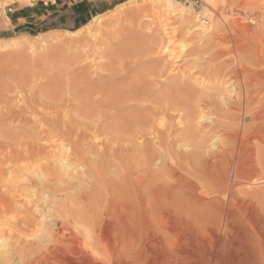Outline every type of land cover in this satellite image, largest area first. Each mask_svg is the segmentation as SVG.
<instances>
[{
	"label": "rangeland",
	"instance_id": "rangeland-1",
	"mask_svg": "<svg viewBox=\"0 0 264 264\" xmlns=\"http://www.w3.org/2000/svg\"><path fill=\"white\" fill-rule=\"evenodd\" d=\"M43 1L48 3L51 0H0V231L5 234V240H0V245L6 244V247L13 245L18 255L22 256L20 264H77L80 258L72 254L57 253L49 257L53 258L52 260L48 258L42 261L25 256V252L39 250L36 240L33 242L31 239L33 236L29 235L40 229L38 222H40L41 214L52 213L54 218H58L60 213L62 215L67 211L63 216H68L73 211L70 210L74 208L76 198L77 206L73 212H76V207L77 210L85 209L77 194H81L82 191L85 193L87 190L88 194H82L89 198L90 193L95 200L96 196H99L97 199L99 205L103 200L102 205L108 204L99 210L100 230L97 229L96 232L90 230L92 235L99 234L102 240L97 248L101 264H244L245 257H247L249 222L250 219L257 220L261 206V202L255 198L256 193L253 187L251 188L247 182L264 180V117L263 120L262 118L251 120L249 117L251 113L259 109V103L258 101L250 102L252 107L249 105L250 109H248H255L253 112L252 110L251 112L242 110L240 112L241 107L236 105L237 112L232 111L234 118L230 115L232 112L229 114L234 121L220 117L219 123L212 126L208 125L211 124L209 121L202 120H199L200 122L195 126V120H191L193 124L189 123L185 114L188 113V107L195 103L199 107L203 106L200 99L201 97L206 99L207 93L222 91V89L210 88L211 84L219 79L234 78L237 72L239 76L244 75L246 82L252 83L253 79L258 78L259 73H264V0H214L215 3L213 0H172L174 5L192 10V17L201 8L202 11L204 10L199 15V21L195 22L191 18L183 27L177 23L172 24L173 19L165 22L164 19L152 18L154 17L152 13L140 18L136 8L149 0H70L77 3L88 2L92 8L88 21L99 14L101 15L99 20L103 22L97 29L89 31L84 28L75 35L67 32L74 28L62 26L60 19L49 20L43 16L30 18L31 6L43 7ZM62 1L57 0L60 9L65 8L69 0L64 3ZM156 19H158V24L155 26L153 21ZM163 25L164 29L160 27ZM202 27L206 30L202 31ZM90 33L97 34L95 43L99 46H92L88 42L95 40L92 39ZM169 36L172 37L170 42L165 40ZM181 40L187 44L182 50L178 46ZM149 41L151 44H146ZM165 41L171 48L164 43ZM152 42L156 44V47H152ZM165 46L172 50L164 51ZM164 52H167L166 57ZM157 56L160 57H158V62L155 59ZM176 56L179 58L177 59ZM174 58L180 63L175 64L176 67ZM170 60L174 62L171 63ZM116 61L120 62V64L117 63L119 66L115 64ZM69 62H72L71 65ZM122 62L126 64L124 63L123 66ZM169 63L173 64V67ZM112 65H115L114 67L119 71L117 72ZM163 66L168 70L163 69ZM156 67L159 69H155ZM169 68L175 69L171 71ZM143 74L150 77H144ZM165 75L168 77H164ZM161 77L164 79H159ZM122 78L127 80L132 90H122V94L119 95L118 92L108 89L110 86H115V83L121 81ZM84 79L89 83H84ZM140 79L144 83V88L149 84L148 88L143 91L137 90V92L142 96L146 95L144 98H150L152 93L156 92L154 97L158 98L160 106H157L156 98H154L155 101L149 99V102L144 101L147 103L140 98H134L136 91L134 88ZM211 80L214 82L212 83ZM157 81L160 82L158 84L161 88L156 86ZM92 85L94 88L91 87ZM151 86H154L155 90ZM88 87L92 89L94 96L91 93L90 99L86 102L85 95L88 94ZM191 88L198 92H194ZM190 89L194 93L190 92ZM160 92L164 99L162 101L159 99ZM185 92H189V96L192 94L197 96L192 95L194 97L190 98L188 96L185 100V95L181 98L183 96L176 94H185ZM109 95L115 97L119 103L118 106L120 105L125 111L124 114H128L126 117L130 118L127 122L123 121V124L119 122L120 116L117 115L122 113L117 110H113L116 112L114 116H111V111L107 114L105 110L104 113V107L100 102ZM165 95L169 96L167 97L169 100L164 98ZM193 98L195 101L192 100ZM174 99L178 105L183 103L182 108H179L180 105L177 108ZM170 100H172L171 104ZM233 100L232 98V106H234ZM151 101L153 103H150ZM33 103L35 109H33ZM38 103L40 107L37 106ZM87 103L92 105L96 103V105L90 106L91 104L87 105ZM185 104L189 105L187 109H185ZM122 105L127 106L128 111ZM26 106L29 107L30 114L26 112ZM145 106L146 109H144ZM150 106L155 107L153 110H163V112L165 108L164 113L168 116L164 114L162 117L161 113L155 116L148 115L150 110L152 112ZM31 107L33 110L38 107L37 110H40L42 115L37 110L32 112ZM142 109L148 110V113ZM57 110L58 112L61 110L59 114L52 112ZM48 112H52V115ZM154 112L152 113L155 114ZM34 113H37V117ZM254 113L257 114V112ZM263 114L264 112L259 115ZM57 115L59 116L56 118ZM144 115H148L145 117L149 119L153 118L150 121L148 119L150 122L148 125L140 126L145 118ZM235 115H238L239 121ZM155 117H159L158 122H155ZM36 119L40 121L37 122ZM153 120L156 125L153 124ZM257 122L260 123V128ZM155 126L157 129H154ZM167 126L170 131L167 129L166 133L165 127ZM55 127L57 132L59 130V137ZM148 128L153 129L154 132ZM92 129L96 132L93 130V133ZM138 129L144 133H139ZM158 129L163 132V136L162 133L160 134L161 139L160 132L155 134ZM227 132L233 135L230 134V137H227ZM165 133L166 136H164ZM95 134L96 136H93ZM224 134H227V138L225 137L227 140L223 138ZM162 138L165 141L168 139L169 142L166 144L164 141L165 144L164 142L162 144ZM228 139L232 140H230L231 143ZM159 141L161 147L155 145V142L160 143ZM148 143H150L149 147L155 149V155H158L157 160L155 155L151 159L145 157L146 159L142 160L144 156H141V152L149 148L146 145ZM48 144H52V147ZM168 145L170 147H167ZM57 146L62 147L64 152L67 151L66 153L74 152L70 156L75 158L78 167L74 164L73 167L80 173V181L71 179L75 182L69 180L68 183V179L65 178V183L66 181L67 183H60L58 175L60 172L58 171L61 167L55 159L59 153ZM79 146H83L86 157L88 156L93 161L91 165L74 155L80 153ZM228 148H230V153ZM160 151L161 154L165 153L160 154L162 158L159 156ZM53 154L56 156L54 157ZM228 157L231 160L227 159ZM153 159L156 160V165ZM144 160L148 161L149 165ZM143 161L148 167H155L153 171L149 168L152 172L146 169L148 167L144 166ZM133 171L136 173L134 174ZM126 175L128 179L124 180L123 176ZM136 175L137 178L134 177ZM83 177L85 180L82 179ZM129 178L135 185L130 184L129 186L131 182ZM78 181L81 185L77 184ZM125 183L126 185L128 183L127 186L130 188H127ZM114 185H116L115 188ZM119 185L123 186L120 188ZM64 186L67 188L65 189ZM117 186L121 190L117 189ZM231 186L233 188H230ZM123 187L126 188L123 189ZM216 188L220 190L217 193ZM226 190L230 194L233 190L234 196H231L234 201L232 197L231 200L224 197ZM113 192L121 194V197L114 196ZM70 194L77 196L73 198L74 196ZM68 195L71 200H68ZM122 195L128 196L127 201L129 198H133V201L126 202ZM120 198L125 200V203L124 201L118 203ZM110 199L112 204L109 203ZM227 199L230 201L227 202ZM60 201L62 205L59 204ZM64 201H68L67 204ZM70 201L73 203L71 204ZM46 204L50 207L49 209ZM223 204L229 205L230 226L228 225L225 235L221 237L223 241L221 244L218 241L220 235L216 229L215 218L219 208L220 210L224 208ZM63 205H67V209ZM59 206L63 207L64 211L61 209L60 212ZM69 226L72 227V225Z\"/></svg>",
	"mask_w": 264,
	"mask_h": 264
},
{
	"label": "bare ground",
	"instance_id": "bare-ground-1",
	"mask_svg": "<svg viewBox=\"0 0 264 264\" xmlns=\"http://www.w3.org/2000/svg\"><path fill=\"white\" fill-rule=\"evenodd\" d=\"M179 2V1H178ZM213 2H214V0H213ZM215 3V2H214ZM137 9V13H138V15L140 16V18L141 17H146L147 16V14H149V13H152L153 15L152 16H154V17H152V18H158V19H164V21L166 22V21H170V20H172V24L174 23V24H179V26L180 27H183V25L186 23V22H188L191 18H193V20L196 22V21H199V15H201V13L204 11H202V8L198 11V12H195V15L192 17V15H193V12H192V10H189V9H184V8H182L180 5L179 6H176V5H174L173 3H172V0H149L148 2H145L144 4H142L141 6H139V7H137L136 8ZM134 12V11H133ZM135 12V13H136ZM101 15H95L94 17H92V19L90 20V21H88L87 23H85L84 25H82L81 27H79V28H77V29H75V30H72V31H67L68 33H70L71 35H75V34H77L78 32H80L81 31V29H84V28H86V29H88L89 31H91L92 29H97L98 27H100V25H102V21L101 20H99V17H100ZM175 16H177L176 18H173V17H175ZM151 17V16H150ZM158 19H156V20H154V21H156V23L153 21V25H157L158 24ZM163 21V20H162ZM151 22V21H150ZM160 23V22H159ZM161 24H163V23H161ZM179 26H178V28H179ZM157 27H159V26H157ZM161 28H163L164 27V25L163 26H160ZM165 27H166V23H165ZM176 27V26H175ZM170 28V27H169ZM172 28V27H171ZM158 29V28H157ZM164 29V28H163ZM173 29V28H172ZM176 29V28H175ZM181 29V28H180ZM165 30H167L166 28H165ZM169 30V29H168ZM179 30V29H178ZM202 31H205L206 29H204L203 27H202V29H201ZM93 32V31H92ZM96 32H98V31H96ZM171 32H173V31H171ZM44 34V33H43ZM91 34V36H92V39H95V40H92V41H88L92 46H99V45H97L96 43H95V41H96V39H97V34H95V33H90ZM90 36V37H91ZM175 37V36H174ZM162 39H164V38H162ZM165 40H168V42H170L171 40H172V37L171 36H169V38L168 39H166L165 38ZM98 41V40H97ZM151 41H149V42H146V44L147 43H149V44H151L150 43ZM160 42H162V40L160 41ZM178 42V41H177ZM157 43V42H156ZM164 43H166V41L164 42ZM163 43V44H164ZM152 44H153V48H154V46L156 45H154V42H152ZM167 44V43H166ZM173 44V43H172ZM179 45V47L181 48V50L182 49H184V47L185 46H187V44L184 42V41H179V43H178ZM157 45H158V43H157ZM168 45V44H167ZM150 46V45H149ZM169 46V45H168ZM156 47V46H155ZM166 48L164 49V51L166 50V49H170V48H168L167 46H165ZM174 47H175V45H174ZM96 48V47H95ZM160 47L158 46V49H159ZM157 49V50H158ZM161 49H163V48H161ZM179 49V48H178ZM98 50V49H97ZM170 50H172V49H170ZM96 51V50H95ZM150 51V50H149ZM94 53V52H93ZM157 53L159 54V51H157ZM161 53V52H160ZM167 53V52H166ZM166 53L164 52L163 54H165V57H166ZM95 54V53H94ZM171 54V53H170ZM169 54V55H170ZM176 54H177V52H176ZM171 55H174V54H171ZM161 56V55H160ZM164 56V55H163ZM178 56L180 57V55H179V52H178ZM158 57L159 56H157L155 59H157V62H158ZM173 57H175V56H173ZM178 57V58H179ZM160 58V57H159ZM176 58H177V56H176ZM176 58H174L173 60L175 61V59ZM177 58V59H178ZM239 58V57H238ZM122 59V58H121ZM152 60H153V58H151ZM170 59H172V58H170ZM119 60V59H118ZM117 60V61H118ZM180 60V59H179ZM116 61V63L115 64H117V63H119L120 64V62H117ZM172 60H170V62H171ZM173 61V62H174ZM185 61V60H184ZM236 61H237V59H236ZM154 62V61H153ZM152 62V63H153ZM156 62V63H157ZM160 62V61H159ZM173 62H171V63H173ZM70 63V62H69ZM69 63H68V65H69ZM72 63V62H71ZM71 63H70V65H71ZM125 63V62H124ZM123 62H122V65L124 64ZM151 63V64H152ZM171 63H169L170 64V66H172L173 67V64H171ZM180 64L179 62H176L175 61V63H174V66H175V64ZM239 63V62H238ZM119 64H117L118 66H119ZM126 64V63H125ZM157 64H159V63H157ZM128 65V64H127ZM164 65V64H163ZM115 66V65H114ZM113 65H112V67H114ZM117 66V67H118ZM124 66V65H123ZM123 66H122V69H124L123 68ZM126 66V65H125ZM130 66H131V64H130ZM165 66H167V65H165ZM169 66V65H168ZM177 66V65H176ZM175 66V67H176ZM116 67V66H115ZM114 67V69H116ZM128 67V66H127ZM127 67H125V68H127ZM162 67V66H161ZM153 68H154V66H153ZM158 67H156L155 69H157ZM167 69V67H164L163 66V69ZM159 69V68H158ZM162 68H160V70H161ZM163 69H162V71H163ZM175 68H173L172 70H174ZM77 70V69H76ZM117 70V69H116ZM152 70V69H151ZM154 70V69H153ZM168 70V69H167ZM169 70H171L170 68H169ZM171 70V71H172ZM72 71V70H71ZM119 71V69L117 70V72ZM122 71V70H121ZM128 71V70H127ZM162 71L160 72V73H162ZM200 71V70H199ZM75 72V71H74ZM164 72V71H163ZM169 72V71H168ZM203 72V71H202ZM116 73V72H115ZM115 73H113V74H115ZM123 73V72H122ZM151 73V72H150ZM154 73H155V70H154ZM156 73H159L158 71H156ZM166 73V72H165ZM164 73V74H165ZM113 74L111 75V76H113ZM118 74V73H117ZM116 74V75H117ZM124 74V73H123ZM127 74H128V72H127ZM153 74V73H152ZM115 75V76H116ZM139 75H141V74H139ZM144 75V74H143ZM149 75V74H148ZM154 75V74H153ZM159 75V74H158ZM157 75V76H158ZM120 76V75H119ZM125 76H126V72H125ZM128 76V75H127ZM167 75H165L164 77H166ZM89 77V76H88ZM140 78L142 77V76H139ZM139 77H138V79H139ZM144 77H150V76H145L144 75ZM153 77V76H152ZM155 77V76H154ZM160 77V76H159ZM168 77V76H167ZM87 78V77H86ZM126 78V77H125ZM127 78H129V76L127 77ZM143 78V77H142ZM155 78H157V77H155ZM155 78H153V79H155ZM249 78V77H248ZM89 79V78H88ZM114 79V78H113ZM112 79V80H113ZM124 78H122V80L121 81H117L118 83H115L116 85L115 86H113V87H111L110 86V88L108 87V89L109 90H112V91H115V92H118L119 93V95H121L122 94V90H132L131 89V86L127 83V80H123ZM137 79V80H138ZM144 79V78H143ZM159 79H164L163 77H161V78H159ZM158 79V80H159ZM166 79V78H165ZM168 79V78H167ZM197 79V78H196ZM199 79V78H198ZM206 79V78H205ZM85 80V82L84 83H86L87 81H86V79H84ZM83 80V81H84ZM90 80V79H89ZM135 80V79H134ZM133 80V81H134ZM147 80V82H148V78L146 79ZM157 80V79H156ZM161 80H160V82H161ZM142 81V79H140L138 82V84L136 85V88H134V91H135V89H136V91H135V96H134V98H140V100H143V102L144 101H148V99L149 100H154V98H156V97H154V94L156 93H152V95L151 96H153L152 98L153 99H151V96L150 95H148V94H150L149 92H146V93H148L147 94V96H150V98L149 97H146V98H144V96H146V95H144V96H142V94H140V93H138L137 92V90H141V91H143L144 89H146V88H148V84L146 85V87L144 88L143 86H144V83L143 82H141ZM152 81V80H151ZM166 81V80H165ZM212 81V83L214 82L213 80H211ZM249 81H251V80H249ZM158 82L159 81H157V83L156 84H158ZM159 82V83H160ZM163 82V81H162ZM196 82H197V80H196ZM206 82V81H205ZM210 82V81H209ZM84 83H83V85H84ZM89 83V81L87 82V84ZM132 83V82H131ZM130 83V84H131ZM146 83V82H145ZM166 83V82H165ZM208 83V82H207ZM91 84V83H90ZM162 84H164V82L162 83ZM200 84V83H199ZM198 84V85H199ZM114 85V84H113ZM133 85V84H132ZM150 85H152V84H150ZM161 85V84H160ZM88 86H90V85H88ZM95 86H98V85H95ZM103 86V85H102ZM102 86H100V87H102ZM156 86H159V84L158 85H156ZM165 86V85H164ZM181 86V85H180ZM188 86V85H187ZM203 86V85H202ZM207 86V85H206ZM206 86H204V87H206ZM209 86V85H208ZM207 86V87H208ZM87 87V86H86ZM85 87V88H86ZM91 87H93V85L91 86ZM99 87V86H98ZM106 87V86H105ZM134 87V86H133ZM154 87V86H153ZM152 86H151V88L152 89H154ZM160 87V86H159ZM177 87H179V86H177ZM189 87V86H188ZM222 87V88H221ZM89 88V87H88ZM94 88V87H93ZM161 88V87H160ZM163 88V87H162ZM176 88V87H175ZM175 88H173V90L175 89ZM183 88V87H182ZM186 88V87H185ZM194 88V87H193ZM193 88H191V89H193ZM210 88H215V89H218V90H220V89H222V91H217V92H214V93H207V95H208V97H206V94L204 93V95H205V97H206V99H203V97H201L202 99H200V102L202 101V105L203 106H201V107H199L198 106V104L197 103H195L194 105H192L191 107H188L189 109L187 110V112L188 113H186L185 114V117H187V120L189 119V123H191V124H193L192 122H191V120L192 121H194L195 120V122L196 123H194V125L195 124H198L200 121L199 120H202V121H209V123H211V124H208V125H214V124H218L219 123V118L221 117V118H230L229 119V121H234V113L233 112H237V108H236V105H239V107H241V109L239 110L240 112H241V110L242 111H248V112H251V110H252V112L255 110H253V109H251V110H249L250 109V107H249V105L251 104L250 102L252 101V102H255V101H258V103H259V109L258 108H256V109H258L257 111H254V112H257V114H255L254 112L253 113H246V114H250L249 115V117L251 118V120H258V119H260L261 120V118H262V120H263V117H264V114L263 115H259V114H261L262 112H264V73H259L258 74V78H256V79H253V81H252V83L251 82H246L245 81V79H244V75H241L240 74V76L237 74V72H236V74L234 75V78H226V79H219L217 82H214V84H211V86H210ZM179 89H180V87H179ZM184 89V88H183ZM183 89H181V90H183ZM189 89V88H188ZM191 89H190V92H192L191 91ZM91 90V91H90ZM95 90H96V88H95ZM99 90V89H98ZM103 90H104V88H103ZM103 90H101V91H103ZM155 90V89H154ZM172 90V89H171ZM177 90H178V88H177ZM100 91V90H99ZM147 91V90H146ZM161 91H163V90H161ZM166 91H167V89H166ZM174 91H176V90H174ZM185 91H186V89H185ZM193 91L194 92H198L196 89H193ZM88 92V94H87V96L85 95V97H86V102H88L87 100H89L90 98V96H91V93H92V95H93V92H92V89L91 88H89V90L87 91ZM140 92V91H139ZM164 94H165V88H164ZM173 92V91H172ZM178 92V91H177ZM194 92H192V93H194ZM96 93H97V91H96ZM95 93V94H96ZM98 93H101V92H98ZM143 93H145V92H143ZM145 93V94H146ZM158 93H159V91H158ZM168 93V92H167ZM173 93H175V92H173ZM180 93V92H179ZM179 93H176V94H178V96L180 95V96H183V97H181V98H184V95H185V100L187 99V97L189 96L188 94H190L189 92L188 93H186L185 92V94L183 93V94H179ZM163 94V93H162ZM90 95V96H89ZM123 95H124V93H123ZM132 95V94H131ZM160 98L159 99H161V101L162 100H164V99H162L163 97L161 96V92H160ZM169 95V94H168ZM171 95V94H170ZM192 95H194V94H192ZM192 95H190L189 96V98L192 96ZM203 95V96H204ZM94 96V95H93ZM100 96V95H99ZM98 96V97H99ZM101 96H103V94H101ZM132 96V97H133ZM156 96H158L157 94H156ZM166 97H164V98H166L167 99V97L169 98V96H167V95H165ZM171 96H175V95H171ZM177 96V98L179 99V97ZM194 96H197V95H194ZM194 96H192V97H194ZM200 96V95H199ZM198 96V97H199ZM82 97H83V95H82ZM120 97V96H119ZM118 97V99H120ZM122 97V96H121ZM124 97V96H123ZM22 98H23V96H22ZM117 98V97H116ZM124 98H126V97H124ZM130 98H131V96H130ZM133 98V99H134ZM173 97H171V99H172ZM176 98V99H177ZM180 98V99H181ZM234 99L233 100V104H234V106H232V101H231V99ZM84 99V98H83ZM82 99V100H83ZM122 99V98H121ZM127 99V98H126ZM158 98H156L155 100H157ZM176 99H174L175 100V102H176ZM179 99V100H180ZM21 100H23V99H21ZM125 100V99H124ZM132 100V99H131ZM135 100V99H134ZM137 100V99H136ZM135 100V101H136ZM154 100V101H155ZM167 100H169V99H167ZM190 100V99H189ZM192 100H194L195 101V98H193ZM84 101V100H83ZM91 101V100H90ZM92 101H94V102H96L95 101V99H92ZM123 101V100H122ZM122 101H118V102H122ZM126 101H128V100H126ZM139 101V100H138ZM158 102V105L157 106H160V104H159V100H157ZM161 101H160V103H161ZM171 101L172 100H170L169 102H170V104H171ZM180 101H182V100H180ZM191 101V100H190ZM85 102V101H84ZM93 102V103H94ZM97 102H98V100H97ZM125 102V101H124ZM140 102V101H139ZM149 102V101H148ZM144 103H147V102H144ZM150 103H153V101H151ZM164 104H165V102H163ZM178 103H179V101H178ZM185 103V102H184ZM187 103V102H186ZM36 104V103H35ZM90 105L91 103H87V105ZM98 104V103H97ZM100 104H102V106L104 107V113H105V110H106V113L108 114V112L110 113V111H111V116H114L115 114H116V112H113V110H117L118 112H120V113H122V114H119V115H117V116H120V118H119V122L121 123V124H123V121L124 122H127L128 121V118H130V117H126L128 114L126 113V114H124V112L125 111H123V108H121V106L119 105L118 106V104L119 103H117V101H116V99H115V97H113V96H111V95H109V97H107L104 101L102 100L101 102H100ZM149 104V103H148ZM154 104H155V102H154ZM153 104V105H154ZM162 104V103H161ZM166 104H168V102L166 101ZM166 104H165V107H166ZM40 105V103H38V107H40L39 106ZM86 105V104H85ZM86 105V106H87ZM94 105H96V103L94 104ZM94 105H90V106H94ZM99 105V104H98ZM150 105V104H149ZM155 105V106H156ZM176 105H177V108H178V106L180 105H178L177 104V102H176ZM182 105H183V103H182ZM182 105H180V107L179 108H182ZM31 106H32V104H31ZM36 106V105H35ZM89 106V107H90ZM122 106H124V105H122ZM131 106V105H130ZM133 106V105H132ZM142 106V105H141ZM143 106H144V104H143ZM173 106V105H172ZM187 106H189L188 104H187ZM187 106H186V104H185V109H187ZM251 106V105H250ZM27 107V106H26ZM33 107H34V103H33ZM37 107V108H38ZM127 107V106H126ZM125 106H124V108H125V110H127L128 111V107L126 108ZM161 107H163L162 105H161ZM168 107H170L169 105H168ZM252 107V106H251ZM28 108L29 107H27V111L26 112H28V114H30V112L28 111ZM37 108H36V110H37ZM88 108V107H87ZM86 108V110H88ZM91 108V107H90ZM100 109L99 110H101V107H99ZM142 108V107H141ZM147 107L145 106V108L144 109H146ZM149 108H152L151 106L149 107ZM153 108H155V107H153ZM153 108H152V112L153 111H155L154 113L155 114H153L152 112H151V110H150V114L148 113V110H146L147 111V113H148V115H156V114H162V117L164 116V112L166 111V109L165 108H163L165 111L163 112V110L161 111V110H153ZM174 108V107H173ZM175 108H176V106H175ZM176 108V109H177ZM249 108V109H248ZM31 109H32V107H31ZM31 109H29V110H31ZM33 109H35V107L33 108ZM31 110L32 112H35L36 110ZM65 109H66V107H65ZM64 109V110H65ZM98 109V108H97ZM157 109V108H156ZM175 109V110H176ZM90 110V109H89ZM143 110V109H142ZM169 110V109H168ZM167 110V111H168ZM171 110V109H170ZM173 110V109H172ZM174 110V111H175ZM37 111H39L40 112V110H37ZM61 111V110H60ZM59 111V112H60ZM70 111V110H69ZM103 111V110H102ZM144 111V110H143ZM146 111H144V112H146ZM233 111V112H232ZM52 112H57L58 114H59V112H58V110L57 111H52ZM52 112H48V113H51V115H52ZM62 112H64L63 110H62ZM66 112V111H65ZM67 112H68V109H67ZM67 112H66V114H67ZM184 112V111H183ZM230 112H232V114H230ZM25 113V112H24ZM38 113V112H37ZM37 113H34L35 114V116H36V114ZM41 113V112H40ZM40 113H39V115H40ZM44 113V112H43ZM167 113V112H166ZM168 113H169V111H168ZM171 113V112H170ZM33 114V113H32ZM63 114H65V113H63ZM62 114V118H64L63 115ZM140 114V113H139ZM182 114V116H184V114L183 113H181ZM233 115V118H232V116H230V115ZM240 114V113H239ZM238 114V115H239ZM41 115H42V113H41ZM41 115H40V117H41ZM46 115V114H45ZM130 115H132V114H130ZM129 115V116H130ZM142 115V114H141ZM148 115H144V117L145 116H148ZM166 115V114H165ZM171 115H172V113H171ZM238 115H235L236 117H237V119H238ZM245 115V114H244ZM259 115V116H258ZM32 116V115H31ZM34 116V115H33ZM59 115H57V116H55L56 118L58 117ZM60 116H61V114H60ZM140 116V115H139ZM143 116V115H142ZM158 116V115H157ZM166 116H168V115H166ZM169 116H170V114H169ZM240 116V115H239ZM30 117V116H29ZM37 117V116H36ZM35 117V118H36ZM132 117V116H131ZM134 117V116H133ZM141 117V116H140ZM151 117V116H150ZM171 117H173V116H171ZM181 117V116H180ZM236 117H235V119H236ZM34 118V117H33ZM39 118V117H38ZM37 118V119H38ZM51 118H53V117H51ZM143 118V117H142ZM151 118H153V117H151ZM151 118L149 119V117H145L144 118V120L143 119H141V120H143L142 122H141V125L140 126H146V125H148V122L151 120ZM156 118V120H155V122L157 121L158 122V119H159V117H155ZM154 118V119H155ZM158 118V119H157ZM239 118H241V116L239 117ZM36 119V121L37 122H39L40 121V119H39V121ZM46 119V118H45ZM138 119H140L139 117H138ZM148 119H149V121H148ZM164 119V118H163ZM178 119H179V115H178ZM182 119V118H181ZM197 119V120H196ZM51 120H53V119H51ZM63 120H65V119H63ZM131 120H133L132 118H131ZM162 120V119H161ZM164 121V120H163ZM165 121H166V119H165ZM228 121V122H229ZM236 121V120H235ZM238 121H239V119H238ZM264 121V120H263ZM33 122H34V120H33ZM48 122V121H47ZM50 122H52V121H50ZM133 122V121H132ZM139 124H140V122L139 121H137ZM153 122H154V120H153ZM152 122V123H153ZM155 122L153 123V124H155ZM49 123V122H48ZM53 123V122H52ZM65 123V122H64ZM150 123V122H149ZM169 123V122H168ZM254 123H256V122H254ZM261 123H262V121H261ZM40 124H42V123H40ZM51 124V123H50ZM236 124V123H235ZM237 124H238V126H239V122H237ZM241 124V123H240ZM257 124H258V122H257ZM260 124V123H259ZM259 124H258V127H259ZM263 124H264V122H263ZM52 125V124H51ZM137 125V124H136ZM156 125V124H155ZM157 125H159V124H157ZM223 125H224V123H223ZM262 125V124H261ZM41 126V125H40ZM139 126V125H138ZM196 126V125H195ZM222 126V125H221ZM235 126V125H234ZM149 127H151L150 125H149ZM152 127H153V125H152ZM210 127V126H209ZM257 127V128H258ZM261 127V126H260ZM259 127V128H260ZM56 128V127H55ZM68 128V126L66 127V129ZM157 129V126H155L154 127V129ZM50 129V128H49ZM140 129V128H139ZM138 129V130H139ZM150 128H148V130H149ZM162 129V131H163V128H161ZM168 126H167V128L165 127V130H166V133H167V131L169 130L170 131V129H168ZM223 129V128H222ZM239 129V128H238ZM55 130V129H54ZM69 130V129H68ZM94 129H92V131H93ZM137 130V129H136ZM151 130V129H150ZM159 130V131H158ZM156 132H155V134L157 133L158 134V132H160V129H158ZM237 130V129H236ZM258 130V129H257ZM60 131H62V130H60ZM95 131V130H94ZM94 131H93V133H94ZM151 131H153V129L151 130ZM238 131V130H237ZM54 132V131H53ZM56 132H57V128H56ZM56 132H55V135H56ZM69 132V131H68ZM70 132H72V130L70 131ZM89 132H91V131H89ZM96 132V131H95ZM141 132H143V131H141ZM140 132V130H139V133H141ZM149 132V131H148ZM154 132V131H153ZM163 132H165V131H163ZM163 132H160L159 133V136H160V134L163 136ZM231 132V131H230ZM49 133H51V131L49 132ZM59 133V130H58V132H57V134ZM135 133H137V132H135ZM139 133H137L136 135H139ZM144 133V132H143ZM142 133V134H143ZM166 133L164 134V136H166ZM226 133V132H225ZM228 133V132H227ZM232 133V132H231ZM231 133H228V136H227V134L225 135L224 134V137L223 138H225L226 136L227 137H230L229 135L231 134ZM257 133V132H256ZM150 134H151V132H150ZM154 134V133H153ZM49 135H51V134H49ZM66 135V134H65ZM89 135V134H88ZM169 135V134H168ZM167 135V136H168ZM231 135H233V134H231ZM237 135V134H236ZM250 135V134H249ZM54 136V135H53ZM52 136V137H53ZM57 136V135H56ZM55 136V137H56ZM60 136V133L58 134V137ZM69 136V135H68ZM92 135H91V133H90V137H91ZM93 136H96V134L95 135H93ZM144 136V135H143ZM142 136V137H143ZM151 136V135H150ZM170 137H171V135H169ZM168 136V137H169ZM89 137V136H88ZM140 137H141V135H140ZM140 137H138V138H140ZM146 138H147V136H145ZM144 137V138H145ZM154 137H155V135H154ZM167 137V138H168ZM226 137V138H227ZM61 138V137H60ZM93 138V137H92ZM96 138V137H95ZM155 138H157V137H155ZM165 139H166V137H164ZM225 138V140H227ZM237 138V137H236ZM160 139H161V136H160ZM159 138H158V140H160ZM163 139V138H162ZM170 139V138H169ZM232 139V138H231ZM230 139V140H231ZM142 140V139H141ZM144 140V139H143ZM153 140V139H152ZM157 140V141H158ZM229 140V139H228ZM229 140V141H230ZM68 141V140H67ZM146 141H147V139H146ZM161 141V140H160ZM159 141V142H160ZM165 140L163 139L162 140V144H163V142H164ZM232 141V140H231ZM231 141H230V143H231ZM244 141H245V139H244ZM64 142V141H63ZM145 142V141H144ZM166 142V144H167V142H169L168 141V139L165 141ZM165 142H164V144H165ZM233 142H234V140H233ZM232 142V143H233ZM238 142V141H237ZM243 142V141H242ZM69 143V142H68ZM139 143V142H138ZM141 143V142H140ZM170 143H171V140H170ZM150 143H148V144H146L147 146L149 145ZM169 144V143H168ZM50 147H52L51 145L52 144H48ZM47 145V147H49ZM98 145V144H97ZM145 145V146H146ZM152 145V144H151ZM155 145L156 146H159L160 145V147H161V142L160 143H158V142H155ZM230 145V144H229ZM236 145V144H235ZM55 146V145H54ZM153 146V145H152ZM226 146V145H225ZM41 147H43V146H41ZM58 147V146H57ZM68 147V146H67ZM72 147V146H71ZM82 147L83 146H79V151H80V153H77V154H74V155H77V157L79 158V159H81L83 162L85 161L86 163H88L89 165H91L92 164V160H91V158L89 159V157L87 158L86 157V154H85V152L83 151V149H82ZM89 147V146H88ZM149 147V146H148ZM147 147V148H148ZM155 147V146H154ZM164 147V146H163ZM167 147H170L169 145L167 146ZM235 148L234 149H236V146H234ZM240 146H238V148H239ZM59 148V147H58ZM76 148V147H75ZM90 148V147H89ZM140 148H141V146H140ZM41 149V148H40ZM48 149V148H47ZM46 149V150H47ZM72 149V148H71ZM71 149H70V151H71ZM78 149V148H77ZM76 149V150H77ZM164 149V148H163ZM223 149V148H222ZM230 148H228V150H229ZM233 149V148H232ZM241 149V148H240ZM239 149V150H240ZM36 150H38V149H36ZM44 150V149H43ZM51 150V149H50ZM143 150H145L144 149V147H143ZM169 150V149H168ZM237 150V149H236ZM10 151V150H9ZM29 151V150H28ZM59 153H58V156L55 158L56 160H57V162L59 163V165H60V167H61V170H62V172H61V170H60V167H59V170L60 171H58V175H59V177H60V183H65V178L66 179H68L67 181H68V183H69V180H71V179H75V180H79L81 177H80V173L79 172H77L75 169H74V167H73V164L74 165H76V162H75V158H74V156L73 157H71L70 155L71 154H73V153H71V154H69V153H66V152H64V150L62 149V147H60L59 148ZM221 151V150H220ZM241 151H242V149H241ZM240 151V152H241ZM57 152V151H56ZM90 152V151H89ZM238 152V151H237ZM157 153H159V152H157ZM220 153H222V152H220ZM225 153H226V150H225ZM229 153H230V150H229ZM242 153V152H241ZM241 153H239V154H241ZM251 153V152H250ZM156 154V151H155V149L153 148V147H149L148 149H146V151H143V152H141V156H144V157H142V160H143V158H145V157H148L149 159H151V158H153L154 157V155ZM160 154H161V151H160V153H159V156H160ZM162 154H165V153H163L162 152ZM161 154V155H162ZM223 154V153H222ZM232 155H234V153H233V151H232ZM237 155H238V153H237ZM53 156H54V154H53ZM55 156H56V154H55ZM54 156V157H55ZM156 156V155H155ZM158 156V155H157ZM157 156L155 157L156 158V160L158 159L157 158ZM228 156H230V157H232L230 154H228ZM239 156H241V155H239ZM147 158V159H148ZM154 158V159H155ZM160 158H162V156H160ZM233 158V157H232ZM235 158V157H234ZM78 159V160H79ZM146 159V158H145ZM148 159V161H150ZM153 159V160H154ZM227 159H229V157L227 158ZM226 159V160H227ZM239 159V161H240V157L238 158ZM77 160V159H76ZM156 160H154V162L153 163H155V161ZM162 160V159H161ZM229 160H231V158L229 159ZM144 161H146V160H144ZM143 161V162H144ZM148 161H146V162H148ZM236 161H238L237 159H236ZM78 162H80V160L78 161ZM146 162H144L145 163V165L144 164H142V166L144 165V166H146V167H148V165H149V162H148V165H146ZM151 162V161H150ZM159 162H160V159H159ZM162 162V161H161ZM228 162V161H227ZM230 162V161H229ZM235 162V161H234ZM57 163V164H58ZM137 163V162H136ZM153 163H152V165H153ZM231 163V162H230ZM233 163V162H232ZM236 163H238V162H236ZM56 164V165H57ZM161 163H159V165H160ZM163 164H165V163H163ZM78 165H80V164H78ZM155 165H156V163H155ZM77 166V165H76ZM76 166H75V168H76ZM154 166V165H153ZM157 166H158V164H157ZM235 166H236V164H235ZM78 167V166H77ZM83 167V166H82ZM145 167H143V169H144ZM149 168H152L151 170L153 171V169L155 168V167H148V168H146V169H148V171H150V172H152ZM236 168V167H235ZM81 170V169H80ZM85 171V170H84ZM128 170H126V172H127ZM129 171H131V169H129ZM239 171V170H238ZM132 172V171H131ZM145 172V171H144ZM147 172V171H146ZM82 173H85V172H82ZM123 173V172H122ZM121 173V174H122ZM128 173V175H129V172H127ZM133 173L135 174L136 172L135 171H133ZM120 174V175H121ZM125 174V173H124ZM83 175V174H82ZM86 175V174H85ZM147 176V175H146ZM87 177V176H86ZM124 178V180H127L128 178H127V175L126 176H123ZM125 177H126V179H125ZM131 177V176H130ZM135 178H137V175L136 176H134ZM229 177V176H228ZM227 177V178H228ZM264 177V176H263ZM40 178V177H39ZM43 178V177H42ZM244 178H246V177H244ZM82 179H84V177L82 178ZM81 179V180H82ZM119 179V178H118ZM130 179V178H129ZM237 179H239V178H237ZM240 179H241V177H240ZM85 180V179H84ZM84 180H82V181H84ZM116 180V179H115ZM122 180V179H121ZM123 180V181H124ZM244 180V179H243ZM246 180H247V178H246ZM245 180V181H246ZM248 180H249V178H248ZM259 180V179H258ZM40 181V180H39ZM67 181H66V183H67ZM72 181H74V180H71V182ZM80 181V180H79ZM78 181V182H79ZM120 181V180H119ZM118 181V182H119ZM123 181H121V183L123 182ZM130 181H131V179H130ZM134 181H135V179H134ZM237 181V180H236ZM236 181H234V182H236ZM252 181H254V180H252ZM252 181H248L247 182V184L254 190V192L256 193L255 194V198L257 199V200H259L260 202H261V206H260V211H259V213H258V216H257V220L256 221H253V219H250V222H249V227H248V232H247V244H248V248H247V257H245L246 258V261H245V263L244 264H264V180L262 179L261 181H258V182H252ZM75 182V181H74ZM73 182V183H74ZM117 182V181H116ZM127 182V181H126ZM65 183V184H66ZM124 183V182H123ZM128 183H129V181H128ZM128 183H127V185H128ZM227 183H229V182H227ZM237 183V182H236ZM242 183H244V182H242ZM65 184H63V185H65ZM77 184H80V182L79 183H77ZM120 184V183H119ZM130 184H133V185H135V183H133L132 181L129 183V186H130ZM62 185V186H63ZM70 185V184H69ZM74 185H76V184H74ZM81 185V184H80ZM83 185H84V183H83ZM82 185V186H83ZM124 185H126V183L124 184ZM126 185V186H127ZM219 185H221V184H219ZM248 185H246V186H248ZM66 186V185H65ZM64 186V188L66 189L67 187H65ZM68 186V185H67ZM120 186V185H119ZM121 186H123V185H121ZM121 186H120V188H121ZM222 186V185H221ZM72 187H73V185H72ZM76 187H77V185H76ZM81 187V186H80ZM116 187V185H114V188ZM220 187V186H219ZM224 187H226V185H224ZM60 188H62V187H60ZM64 188H63V190H64ZM69 188V187H68ZM74 188V187H73ZM119 187L117 186V189H118ZM119 188V189H120ZM124 188H126V187H123V189ZM127 188H130V187H128L127 186ZM230 188H233L232 186L230 187ZM249 188V187H248ZM251 188H250V190H251ZM78 188H76V190H77ZM122 189V190H123ZM219 189V188H218ZM217 188H216V190H218ZM229 189V188H228ZM72 190H74V189H72ZM80 190V189H79ZM121 190V189H120ZM120 190H118V191H120ZM131 190H132V188H131ZM130 189H129V191H131ZM215 190V192L217 193V192H219L220 190H218V191H216ZM222 190H224V189H222ZM81 191H82V188H81ZM87 191V190H86ZM85 191V193H87ZM252 191V190H251ZM122 192V191H121ZM127 192V191H126ZM132 192V191H131ZM130 192V193H131ZM224 192V191H223ZM233 192V190L231 191V194L230 193H228V190H226V192H225V194H224V197H228L229 199L232 197L231 195H233L234 196V194L232 193ZM253 192V193H254ZM76 194H77V192H75ZM78 193H79V191H78ZM82 193H84V191H82L81 192V194L79 193V194H77L78 195V197L80 198V203L82 204V207H85V209H83L82 210V208H80V210H77L78 208L76 207V212H73L74 211V209H75V206H77V204H76V199H75V206H74V204L72 205V206H74V208L73 209H71V206H69L70 207V211H72L71 212V214H68V216L67 215H65V216H63L66 212H64V214H62L61 215V213H60V215H58L59 217L58 218H54L55 216L54 215H52V213H48V214H46V212H44L43 214H41V218H40V222H38V223H40V229L39 230H37V231H35V233L34 234H32V235H29V236H33L32 238L31 237H29V238H31L32 239V241L34 242V240H36L35 242H37V245H38V248H39V250L38 251H36V250H27L26 252H25V256H30L32 259H34V260H36V258H38V260H42V261H45V260H47L49 257H53V255H56L57 253L58 254H61V253H64V254H72L73 256L74 255H76V257L77 256H79L78 258H80V261L79 262H77V264H101V262H100V258H99V256H98V254H97V248H98V246L101 244V238L99 237V234H94V235H92V233L90 232V230L91 231H94V232H96L97 231V229L98 230H100V222H99V218H98V215H99V210H100V208L102 209V206H105V205H107L108 206V204H105V205H102V202H104V200L101 202L100 201V204L101 205H99V201H97V199H98V197L96 196V200L94 199V198H92L91 197V194L89 193V195H90V197L88 198V197H86L84 194H82ZM114 193V192H113ZM112 193V194H113ZM124 193V190H123V192H122V194ZM213 193V192H212ZM88 194V193H87ZM86 194V195H87ZM111 194V195H112ZM221 194H223V193H221ZM71 195V194H70ZM76 195V196H77ZM84 195V196H83ZM114 196H120L121 194H116V193H114L113 194ZM112 195V196H113ZM130 195V194H129ZM212 195V194H211ZM214 195H216V194H214ZM71 196H74L73 194L71 195ZM76 196H74L73 198H75ZM88 196V195H87ZM112 196H111V198H112ZM130 196H132V195H130ZM66 197V196H65ZM69 197V198H68ZM68 200H71L70 198V196L68 195ZM110 197V196H109ZM121 197V196H120ZM124 196L122 195V198H123ZM126 197V196H125ZM124 197V199H126V202H128V203H130V201L129 200H132L133 201V198L131 199V198H129V200L127 201V197L125 198ZM133 197V196H132ZM106 199V198H105ZM118 199H119V197H118ZM229 199H227V202H229L230 200ZM107 200H108V198H107ZM115 200V199H114ZM114 200H113V202H114ZM116 200H117V198H116ZM220 200V199H219ZM232 200H233V197H232ZM74 201V200H73ZM119 202L118 203H120L121 201H122V203H123V201H124V203H125V200H122L121 198H120V200H118ZM226 201V200H225ZM234 201V200H233ZM243 201V200H242ZM64 202H66V201H64ZM68 202V201H67ZM67 202H66V204H67ZM108 202V201H107ZM112 202V200L110 199V201H109V203L110 204H112L111 203ZM59 203V202H58ZM70 203L72 204L73 202H71L70 201ZM70 203L68 204V205H70ZM114 203H117L116 201L114 202ZM127 203V204H128ZM60 205H62V203H61V201H60V203H59ZM64 204V203H63ZM260 204V203H259ZM46 206H48L47 204H46ZM64 206V205H63ZM66 206L67 205H65L64 206V208H66ZM100 206V207H99ZM111 206V205H110ZM228 206L229 205H225V204H223V207L224 208H221L222 210H220V208H219V212H218V215H217V217L215 218L216 220V229H217V231L219 232V235L220 236H218V241L222 244L223 243V241L221 240V237L223 236V235H225L224 233L227 231V229H228V225H229V210H228ZM60 207V206H59ZM48 209L50 208L49 206L47 207ZM46 208V209H47ZM105 208V207H104ZM61 209H63V207H60V212H61ZM67 209V208H66ZM69 209V208H68ZM131 210H132V208H131ZM63 211H64V209H63ZM69 211V210H68ZM84 211H86V212H84ZM54 212V211H53ZM63 213V212H62ZM53 214H55V212L53 213ZM56 214H58L57 212H56ZM256 216V215H255ZM69 225H72V227L70 228V226ZM230 226V225H229ZM0 240L1 241H4L5 240V234H4V232H2V231H0ZM31 241V242H32ZM245 248V249H246ZM232 253V252H231ZM245 253V252H244ZM52 255V256H51ZM237 255V254H236ZM58 256V255H57ZM81 256V257H80ZM238 256H240V255H238ZM50 259V258H49ZM53 258H51L50 260H52ZM41 261V262H42ZM54 261V260H53ZM237 261V260H236ZM22 262V256L20 257L19 255H18V253H17V250L15 249V247L13 246V245H10V246H7L6 247V244H3V245H0V264H20ZM33 262V261H32ZM69 263H70V261H68ZM57 263V262H56ZM29 264V263H28ZM72 264V263H71Z\"/></svg>",
	"mask_w": 264,
	"mask_h": 264
},
{
	"label": "crops",
	"instance_id": "crops-1",
	"mask_svg": "<svg viewBox=\"0 0 264 264\" xmlns=\"http://www.w3.org/2000/svg\"><path fill=\"white\" fill-rule=\"evenodd\" d=\"M66 0H63L64 3ZM43 7L31 6L30 18L43 16L49 20L60 19V24L66 28H76L84 25L91 17L92 8L88 2L68 1L67 6L60 9L57 0H51L48 3L43 1ZM27 6V5H26ZM30 6V5H29ZM15 16V14H13ZM94 17V16H93Z\"/></svg>",
	"mask_w": 264,
	"mask_h": 264
},
{
	"label": "trees",
	"instance_id": "trees-1",
	"mask_svg": "<svg viewBox=\"0 0 264 264\" xmlns=\"http://www.w3.org/2000/svg\"><path fill=\"white\" fill-rule=\"evenodd\" d=\"M75 30V29H74Z\"/></svg>",
	"mask_w": 264,
	"mask_h": 264
}]
</instances>
